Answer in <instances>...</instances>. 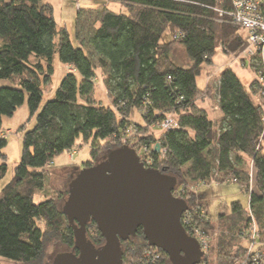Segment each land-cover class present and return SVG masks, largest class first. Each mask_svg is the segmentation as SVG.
I'll list each match as a JSON object with an SVG mask.
<instances>
[{
	"label": "trees",
	"instance_id": "1",
	"mask_svg": "<svg viewBox=\"0 0 264 264\" xmlns=\"http://www.w3.org/2000/svg\"><path fill=\"white\" fill-rule=\"evenodd\" d=\"M113 1L121 6L119 13L103 6L77 8L80 46L75 47L64 30H57L52 5L0 0V81L10 84L0 88V183L7 173L2 118L12 117L25 100L30 117H35V126L23 135L14 176L0 193V257L17 264H43L51 240L72 251L73 229L58 207L63 196L45 195L38 204L35 198L45 190L48 166L71 151L78 139L85 144L93 139L91 160L83 169L121 147L136 152L147 148L153 158L150 169L180 178L183 184L206 183L214 177L243 184L248 207L231 204L228 224L220 223L212 247L217 249L216 264H229L244 249L249 214L264 237V115L260 102L250 97L255 73L248 94L232 70L222 71L214 89L221 113L218 123L202 107L212 90L198 85L204 65L212 63L219 46L227 54L244 47L245 32L227 15L233 11L232 0ZM170 31L174 36L166 42ZM176 44L184 49L189 67L171 60ZM55 54L69 71L55 99L42 106L41 84L50 80ZM97 70L109 106L94 99ZM136 115L140 122L133 120ZM169 117L176 127L164 131L161 125ZM130 133L135 134L132 141L122 146ZM100 142L103 146L95 147ZM156 144L165 151L162 157L155 152ZM202 197L203 193L197 206L208 211ZM187 201L188 205L192 199ZM214 225L209 218L204 232L212 236ZM86 238L96 249L104 244L94 222L86 226ZM121 248L123 264H156L147 256L149 246L141 229L121 241ZM160 252L159 264H170ZM208 263L207 257L201 264Z\"/></svg>",
	"mask_w": 264,
	"mask_h": 264
},
{
	"label": "water",
	"instance_id": "2",
	"mask_svg": "<svg viewBox=\"0 0 264 264\" xmlns=\"http://www.w3.org/2000/svg\"><path fill=\"white\" fill-rule=\"evenodd\" d=\"M159 149L156 145L155 151ZM176 187V178L145 168L128 147L111 151L95 166L83 169L62 207L73 229L74 246L71 253L60 255L61 264H123L121 241L135 237L138 229L148 246L163 251L170 264H200L203 254L180 224L188 206L173 197ZM90 222L104 240L98 249L86 238Z\"/></svg>",
	"mask_w": 264,
	"mask_h": 264
},
{
	"label": "rangeland",
	"instance_id": "3",
	"mask_svg": "<svg viewBox=\"0 0 264 264\" xmlns=\"http://www.w3.org/2000/svg\"><path fill=\"white\" fill-rule=\"evenodd\" d=\"M42 1L43 3L52 5L54 9V19L56 22L57 30H64L68 38L70 39V42L75 47L80 46V43L78 42L76 36L77 8H81L82 10H95L103 6L114 13H119V11L122 10L119 3L115 4L113 0ZM172 34L173 33L171 31L167 33L164 36V41H170L174 36H172ZM170 58L175 64L179 66H182L184 68L189 67L185 64H190V61L187 58L184 49L180 45L176 44L173 46ZM214 64H220V66H216ZM43 66L44 71L47 72V64H44ZM228 67H230V70H232L240 77L244 90L248 94L251 93L249 92V86L251 87L252 83L251 81L254 82V73H252V68H249L248 62L239 58L238 53H225L222 49V46H219L212 63L209 65H204L201 76L198 79V85L200 88L204 89V91L210 89V91L212 90L213 92L211 94V99H208L206 97L207 101L203 103L202 107L207 111L209 117L214 121L216 120L217 123L219 122L218 118L220 117L221 113L219 112L220 110L217 107L218 102L214 93V89L217 86L218 80L221 78L222 71L224 69H227ZM51 68L52 74L50 76V80L47 84H45L44 82H42L41 84V89L43 91L42 106L47 102L55 99L56 91L59 88L62 79L67 75V72L69 71L66 66L60 62L57 54L54 55ZM96 74L97 77L95 81L96 89L94 93V99L97 100V102H101L103 105L109 106L111 104V100L108 97L104 86L102 85V73L100 70H97ZM8 86H10L8 81H0V88ZM254 90L252 91V94H250V97L254 102L258 103L260 102L261 98H259V95L253 93ZM262 102L264 103V101ZM133 120H135L136 122H140L139 115H136ZM34 126L35 117H30L27 100L24 101V104L16 111V113L12 117L2 118L1 132L6 140V147L3 150V154L6 156L7 173L0 183V193L2 188L12 180L14 176V170L19 164L22 153L24 133L31 131ZM155 134L158 135V131ZM134 136L135 134L128 136L127 140H122V146L128 145V143L132 141ZM92 142L93 139H91L88 144H85L81 139H78L71 151L63 153L54 160L53 165L48 167V176H46L45 178V190L35 198L36 204L40 203L45 195L55 196L57 194H61L63 198L58 202V207L60 210L62 209L65 201L69 196L68 190L70 185L72 184V181L77 177V174L83 170V164L91 160L90 151ZM100 146H103L101 142L95 147L99 148ZM158 152L160 157H162V149H159ZM136 153H138L141 157L143 149L138 150ZM150 154L151 153L147 149L146 153L143 156L146 155V157L150 158L153 161V158L150 156ZM243 170L246 171V167H243ZM241 186H243V184H239L237 182L234 183L228 178L224 179V181L222 182L221 178L218 179V177H214L213 180L199 184L190 182L183 184L181 179L177 178V187L173 192L177 191L178 189L182 190V199L180 200L187 201L188 199H192V204L189 203L187 205L190 208H195L194 202L195 204H197L198 202L196 201L198 196L203 193L204 197H202V202L205 203L206 206H208V211L203 210V212H208L209 218L215 224V230L212 232V236H210L208 250L205 252L206 254H204L205 258L208 257V264H216L217 262L215 258L217 249L214 250L212 247L213 245H216L215 240L220 234V223L222 222L224 224H228V217L231 215V204L238 203L243 209H246L248 207L249 196L248 193L243 190L244 187L242 188ZM199 227L203 229L204 224L200 225ZM240 244L241 243H238V245ZM149 249L147 251H152L154 258H152L151 261L159 264V262L162 260V253L160 252L161 250L155 247H149ZM65 253H71L70 249L61 244L59 241L51 240L46 243L45 258L43 264H61L64 259L60 258V255ZM201 253L203 254L204 252L201 251ZM157 257L160 258L158 259ZM237 259L238 257L232 260L229 264H233L235 261H237ZM0 264L17 263L0 257Z\"/></svg>",
	"mask_w": 264,
	"mask_h": 264
},
{
	"label": "built area",
	"instance_id": "4",
	"mask_svg": "<svg viewBox=\"0 0 264 264\" xmlns=\"http://www.w3.org/2000/svg\"><path fill=\"white\" fill-rule=\"evenodd\" d=\"M232 10L227 14L232 24L242 29L246 34L244 47L238 53V57L246 60L249 68H252L255 73V89L261 98L260 104L264 115V103L262 102L264 101V0H232ZM220 13L222 14V12ZM175 127L176 124L170 117L161 125L164 131ZM131 135L133 134L126 135L123 140H127ZM146 151L147 148H144L142 156L140 157L138 153L137 155L145 168H151L153 161L146 155L143 156ZM164 153L165 151H162V154ZM52 165L53 163L49 166ZM233 182L235 183V181ZM181 194L182 190L179 189L172 193L176 199H182ZM249 219L251 221L242 236V240L245 242L244 249L233 264H264V237H261L251 214H249ZM208 221L209 216L197 204L195 208L188 207L180 218V224L186 235L197 242L200 251L204 252L203 256L208 250L210 236L199 226ZM147 256L153 258L152 251H149Z\"/></svg>",
	"mask_w": 264,
	"mask_h": 264
},
{
	"label": "crops",
	"instance_id": "5",
	"mask_svg": "<svg viewBox=\"0 0 264 264\" xmlns=\"http://www.w3.org/2000/svg\"><path fill=\"white\" fill-rule=\"evenodd\" d=\"M109 1H112V0H109ZM114 2V1H113ZM115 3V2H114ZM116 4V3H115ZM215 57V56H214ZM214 59V58H213ZM213 61V60H212ZM185 65H188V66H190L191 64H185ZM214 65H216V64H214ZM216 66H220V64L219 65H216ZM224 66V65H223ZM229 69H230V67H228ZM222 70V69H221ZM235 75L239 78V80L241 81V79H240V77L235 73ZM253 80V79H252ZM252 82V81H251ZM250 82V83H251ZM73 158V157H72Z\"/></svg>",
	"mask_w": 264,
	"mask_h": 264
},
{
	"label": "bare ground",
	"instance_id": "6",
	"mask_svg": "<svg viewBox=\"0 0 264 264\" xmlns=\"http://www.w3.org/2000/svg\"><path fill=\"white\" fill-rule=\"evenodd\" d=\"M203 260H205V257L203 256V259H202V261L200 262V264L203 262Z\"/></svg>",
	"mask_w": 264,
	"mask_h": 264
},
{
	"label": "flooded vegetation",
	"instance_id": "7",
	"mask_svg": "<svg viewBox=\"0 0 264 264\" xmlns=\"http://www.w3.org/2000/svg\"><path fill=\"white\" fill-rule=\"evenodd\" d=\"M76 255H77V253H76Z\"/></svg>",
	"mask_w": 264,
	"mask_h": 264
}]
</instances>
